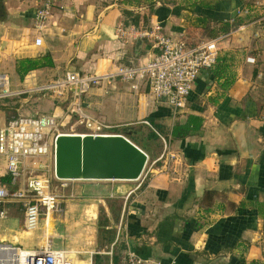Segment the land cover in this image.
<instances>
[{
    "label": "crops",
    "instance_id": "0c3cea01",
    "mask_svg": "<svg viewBox=\"0 0 264 264\" xmlns=\"http://www.w3.org/2000/svg\"><path fill=\"white\" fill-rule=\"evenodd\" d=\"M41 1L0 0V75L8 77L27 114L63 111L59 98L46 108L31 105L38 83L69 71L112 75L144 65L157 52L152 39L124 36L119 28L139 33L161 24L190 47L220 38L221 50L177 113L152 95L147 81L134 89L106 77L93 87L84 96L89 114L124 128L151 121L170 140L167 160L153 164L147 180L71 181L50 230L41 224L28 231L23 209L3 201L0 243L34 249L45 245L50 232L48 243L66 250L73 264H128L129 251L160 264H264V218L257 208L264 203V88L250 38L255 22L245 20L253 11L245 0H74L55 7L40 33L35 15ZM235 18L245 21L234 26ZM40 35L43 44L37 45ZM47 54L54 65L24 76L18 71L22 59ZM176 127L179 136L188 134L174 137ZM162 152L147 151L152 163ZM9 175L0 159V178ZM1 187L6 184L0 180Z\"/></svg>",
    "mask_w": 264,
    "mask_h": 264
},
{
    "label": "built area",
    "instance_id": "2783aa9c",
    "mask_svg": "<svg viewBox=\"0 0 264 264\" xmlns=\"http://www.w3.org/2000/svg\"><path fill=\"white\" fill-rule=\"evenodd\" d=\"M74 0H42L35 15V28L42 33L51 20L54 8L63 7ZM124 36L138 34L154 41L157 52L144 65L121 67L112 75H94L69 71L50 85L60 94L67 92L70 99L69 110L73 111L77 123L83 125L89 134L118 135L117 125L106 123L89 114L84 106V96L96 86L104 83L106 77L131 83L134 89L147 81L154 97L164 99L175 113L184 109L203 69H213L218 63L220 38H212L190 47L179 37L166 34L161 24L138 33L136 28H119ZM36 44H43L42 35L36 38ZM5 81L7 83H5ZM9 79L0 75V90L9 92ZM156 131L165 146L155 164L170 153V140L159 133L149 120L141 122ZM59 131L58 116L54 113L19 115L0 127V159H5L12 177V187L0 188V203L12 201L18 203L25 212V227L33 232L45 221L49 227L50 216L59 210L60 199L71 180L57 178L56 140ZM127 136V135H125ZM149 164V162H148ZM148 164L139 180H146L152 171ZM4 211L0 212L5 217ZM121 229V227H120ZM128 264L152 263L133 251L127 254ZM0 264H73L68 252L55 248L51 243L34 249L0 243Z\"/></svg>",
    "mask_w": 264,
    "mask_h": 264
},
{
    "label": "water",
    "instance_id": "95a60500",
    "mask_svg": "<svg viewBox=\"0 0 264 264\" xmlns=\"http://www.w3.org/2000/svg\"><path fill=\"white\" fill-rule=\"evenodd\" d=\"M148 153L128 136L61 133L56 140V176L71 181H136Z\"/></svg>",
    "mask_w": 264,
    "mask_h": 264
},
{
    "label": "rangeland",
    "instance_id": "374dc122",
    "mask_svg": "<svg viewBox=\"0 0 264 264\" xmlns=\"http://www.w3.org/2000/svg\"><path fill=\"white\" fill-rule=\"evenodd\" d=\"M244 5L246 7H248V9H250V14L253 11V13L251 15H248L245 18V20H247L248 23H254L255 22L252 26L253 28L250 31L251 32L250 38H252L251 39L252 40L251 41L252 46L256 47V52H258L257 54H259V59H260L259 66H260V69L262 71V76L259 77L258 80L264 88V12L263 13L259 12V8H257V7H260V8L264 7V0H245ZM241 20L245 21L242 18H241ZM56 80H54V81H56ZM54 81H52V82H48V81L47 82H41V83H38L37 85L34 86V89H33L34 92L32 93V95H34V98L36 99V101L34 103H31V105L35 104L36 106H42V108H46L44 104L49 105V102L51 100H54V98H59L60 101H63L62 102V105H63L62 110L63 111L59 115H57L58 120H59V131L61 133H85V132H87V129L83 125L77 123V119H76L73 111L69 110L70 99H69V97H67V95H68L67 92L60 94L59 92H57V89H55L53 87H49L50 85H52L51 83H53ZM262 93H264V90H262ZM16 97L17 96H15V94L13 93L12 88L10 87V84H9V92L6 95H5L4 91L0 90V114H1L0 125H3L5 123L4 122L5 120L13 119L15 117H18L19 115H27V112H24L22 110V108H20V103L16 104V102H15ZM26 106H27V104H26ZM30 106L28 105L26 110H31ZM18 109H20V110H18ZM24 110H25V108H24ZM46 110H48V109H46ZM45 113H48V112H45ZM126 126H128V127L124 128V125H117L116 131L121 132V133L125 132L127 129H131L132 131H134L133 132L134 135H132V138L135 142H137L139 144V147L142 146L143 148H145L148 151L152 150V149L162 150L164 148L165 143L161 137H159L158 139L151 137V134L154 133L152 128H150L146 125H144L145 127H139V128H136L138 125H126ZM170 145L171 144H169V147H170ZM170 150H171V148H170ZM167 156L164 157L162 160H165V159L167 160ZM149 161L150 162L148 164V169H149V166L152 165L151 159H149ZM152 174H153V172L151 174H149L147 179L151 178ZM64 197H67L66 190L63 191V198ZM8 205L15 207L17 209V211H20L23 209L17 203H10ZM63 205H64V203L62 204V208H63ZM22 212L24 213L23 210H22ZM6 216L7 215H5V217ZM51 217H52V221L50 220L48 223L49 230L53 226V221H54L53 216H51ZM41 224L44 225V228H45V226H46L45 221H43ZM19 227H20V225L18 223L16 228H19Z\"/></svg>",
    "mask_w": 264,
    "mask_h": 264
},
{
    "label": "trees",
    "instance_id": "16d2710c",
    "mask_svg": "<svg viewBox=\"0 0 264 264\" xmlns=\"http://www.w3.org/2000/svg\"><path fill=\"white\" fill-rule=\"evenodd\" d=\"M125 13L129 14L130 12L125 11ZM241 22H242L241 19L235 18L234 26L238 25ZM225 25H226V27H225L224 30L228 31L229 30V23H226ZM51 65H54L53 59H52L50 54H47V55L43 56L42 59H33V58L22 59L21 61H19L18 71L20 72V74H22V76H24V75L28 74L32 70H35V69H38V68H42V67H45V66H51ZM157 128H158V130H161L160 127H157ZM178 128L179 127H176L174 129V131H173V136L174 137H179L180 138V137L186 136L188 134V133H185L182 136L181 135L179 136V129ZM133 132L134 131H132L131 129H127L123 133L125 135H127L132 141H134L133 138H132V135H134ZM151 137L158 139L160 136H159V134L156 131H154V133L151 134ZM134 143H136L139 146V144L137 142L134 141ZM140 147L142 149H144L146 152L148 151L145 148H143L142 146H140ZM0 180H1V182H4L6 184V187H9L10 184H11V181H12V177H11V175H9L7 177L0 178ZM257 208H258L259 213L264 218V203H259Z\"/></svg>",
    "mask_w": 264,
    "mask_h": 264
},
{
    "label": "bare ground",
    "instance_id": "6f19581e",
    "mask_svg": "<svg viewBox=\"0 0 264 264\" xmlns=\"http://www.w3.org/2000/svg\"><path fill=\"white\" fill-rule=\"evenodd\" d=\"M5 83H7V82L5 81ZM50 220L52 221V217H51V216H50V219H49V221H50ZM50 234H51V233H50V232H48V235L45 237V240H46V241L44 242L45 244H47V243H48V239H49V236H50ZM47 238H48V239H47Z\"/></svg>",
    "mask_w": 264,
    "mask_h": 264
}]
</instances>
